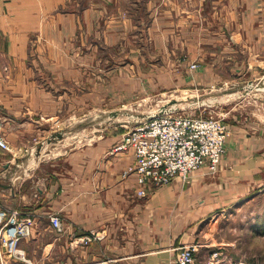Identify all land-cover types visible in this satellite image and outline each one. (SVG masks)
<instances>
[{"label": "crops", "instance_id": "obj_1", "mask_svg": "<svg viewBox=\"0 0 264 264\" xmlns=\"http://www.w3.org/2000/svg\"><path fill=\"white\" fill-rule=\"evenodd\" d=\"M184 21L193 22L194 50L210 38L218 56L211 70L248 75L249 83L254 64L264 70V0H0V122L11 148L0 147V209L17 207L35 220L0 264H176V248L191 242L200 243L196 255L204 250L198 264H223L222 248L235 242L210 243L203 229L263 188L264 118L230 124L215 170L200 166L158 186L137 182L133 150L118 147L120 128L113 136L106 125L92 138L88 132L76 150L59 140L49 156H24L35 139L72 129L75 113L83 124L89 62L99 49L91 36L113 45L139 27L157 42L179 29L189 36ZM49 213L61 216L63 230ZM90 231L103 236L83 240ZM237 258L231 264H244Z\"/></svg>", "mask_w": 264, "mask_h": 264}, {"label": "rangeland", "instance_id": "obj_2", "mask_svg": "<svg viewBox=\"0 0 264 264\" xmlns=\"http://www.w3.org/2000/svg\"><path fill=\"white\" fill-rule=\"evenodd\" d=\"M192 7L187 6L191 9ZM205 8H208V5H205ZM234 15L236 16L235 12ZM173 22H170L171 29L172 26L177 27V22ZM192 23L184 21L181 27L189 28V36L185 32V36H181L179 29L172 31L171 36L164 37L163 40L159 38L157 42H152L147 34L139 35V32H142L139 27L123 32V36L113 45H107L99 38L91 36L99 49L89 62L90 99L88 107L84 105L82 109L83 124L78 123L82 114L75 113L77 116L68 118V121L74 120L71 123L72 129L65 130L60 137L53 133L48 138L45 136L35 139L33 145L36 144L37 147L29 149L24 156H49L52 146L50 142L59 140V146H70L76 150L80 147L78 143L82 142V136L86 137L89 132V137L92 138L104 129V125L107 136H113L114 129L119 131L116 128L122 129L125 136L128 130L146 121L162 107L171 108L173 112L218 117L229 129L230 124H238L245 119H263V68L256 69L255 64L253 65L254 69L249 74V77L253 78L250 83L247 81L248 75L232 79L224 68L211 70L210 60L218 56L211 53L213 48L209 45L210 38L205 39L201 52L199 49L194 50L193 41L196 37L193 36ZM216 73L218 80L215 78ZM74 103L75 110L80 112L81 104L76 100ZM111 109H115V112L109 111ZM122 142L123 139L119 145ZM0 147L6 151L11 150L10 143L9 148ZM58 151L63 150L60 148ZM13 153L17 154L18 150H13ZM19 154L23 155L21 152ZM14 164L11 171L16 166ZM133 165L134 163L130 167L131 171ZM134 174L137 179L135 172ZM137 182L148 186L161 185L152 182L143 184L138 179ZM257 188L259 190L247 203L223 210L216 223H205L216 225L210 226L211 229L204 226L203 231L207 234L202 237L203 240L211 243L212 239L208 237H213L217 242H235L233 246L223 245L226 247L222 248L223 264H231L236 257L237 262L243 261L244 264H264V182L263 188ZM9 210L19 212L17 207H11ZM19 215L21 216L20 212ZM42 222L45 224V221ZM42 222L38 221V224ZM3 252L6 251L0 249V254ZM203 254L204 250L197 253V264L200 259L205 261ZM228 258H232V261H226Z\"/></svg>", "mask_w": 264, "mask_h": 264}, {"label": "built area", "instance_id": "obj_3", "mask_svg": "<svg viewBox=\"0 0 264 264\" xmlns=\"http://www.w3.org/2000/svg\"><path fill=\"white\" fill-rule=\"evenodd\" d=\"M230 134L228 125L218 117H205L173 112L162 107L146 121L128 130L119 147H130L135 155L132 170L140 183L163 184L174 176L189 177L192 170L206 166L215 170L225 151ZM0 146L9 148L0 122ZM50 223L57 231L63 230L61 216L49 213ZM35 223L31 215H19L16 210L0 209V249L16 251L17 241L31 234ZM102 234L90 231L83 240ZM200 243L191 242L176 248V264H197L196 251ZM213 260V259H212ZM217 260L207 264H216Z\"/></svg>", "mask_w": 264, "mask_h": 264}, {"label": "water", "instance_id": "obj_4", "mask_svg": "<svg viewBox=\"0 0 264 264\" xmlns=\"http://www.w3.org/2000/svg\"><path fill=\"white\" fill-rule=\"evenodd\" d=\"M56 135L60 137L61 136V133L60 132H57Z\"/></svg>", "mask_w": 264, "mask_h": 264}]
</instances>
